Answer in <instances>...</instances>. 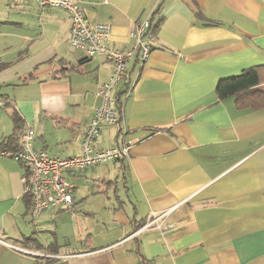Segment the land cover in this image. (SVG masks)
I'll return each instance as SVG.
<instances>
[{
  "label": "crops",
  "instance_id": "obj_1",
  "mask_svg": "<svg viewBox=\"0 0 264 264\" xmlns=\"http://www.w3.org/2000/svg\"><path fill=\"white\" fill-rule=\"evenodd\" d=\"M79 4L112 26V49L130 50L134 24L151 19L149 60L129 59L120 120L96 146L132 143L126 157L67 172L72 209L37 216L24 165L0 156V238L13 245L0 244V264H264V105L216 94L220 80L264 67V0ZM70 25L61 8L0 0V148L16 150L29 126L35 149L81 154L111 62L72 48ZM152 214L162 227L142 228Z\"/></svg>",
  "mask_w": 264,
  "mask_h": 264
},
{
  "label": "built area",
  "instance_id": "obj_2",
  "mask_svg": "<svg viewBox=\"0 0 264 264\" xmlns=\"http://www.w3.org/2000/svg\"><path fill=\"white\" fill-rule=\"evenodd\" d=\"M11 4L35 2L43 7L61 8L68 12L70 29L68 42L76 50L83 51L88 57L104 56L111 62V73L99 85L96 95L100 104L94 109L87 122L81 139L82 152L69 157H55L44 149L33 146L34 130L26 126L20 132V144L16 150L0 148V156L20 161L26 172L22 177L23 193L30 197V212L37 216L48 208L72 209L74 183L65 176L67 172L82 173L86 168L104 164L120 157L128 156L131 141L121 147H97L100 129L104 125H114L120 120L117 107L116 89L127 73L129 59L136 54L140 64L149 60L153 40V27L149 15L138 20L131 29L133 45L130 50L112 49L107 46L112 26L105 22L90 23L80 7V0H9ZM161 215L152 214L142 228L158 224ZM0 244L13 246L0 238ZM26 251V250H25Z\"/></svg>",
  "mask_w": 264,
  "mask_h": 264
},
{
  "label": "trees",
  "instance_id": "obj_3",
  "mask_svg": "<svg viewBox=\"0 0 264 264\" xmlns=\"http://www.w3.org/2000/svg\"><path fill=\"white\" fill-rule=\"evenodd\" d=\"M151 20V19H150ZM264 67H251L245 69L240 75L220 80L216 85V94L219 98L231 95L238 96V102L251 104L252 106L264 105V91L255 89L263 79L262 70ZM14 122L19 126L20 119L13 113ZM16 127V128H17ZM30 201V197L28 196Z\"/></svg>",
  "mask_w": 264,
  "mask_h": 264
},
{
  "label": "rangeland",
  "instance_id": "obj_4",
  "mask_svg": "<svg viewBox=\"0 0 264 264\" xmlns=\"http://www.w3.org/2000/svg\"><path fill=\"white\" fill-rule=\"evenodd\" d=\"M62 222H58V225L60 226Z\"/></svg>",
  "mask_w": 264,
  "mask_h": 264
}]
</instances>
